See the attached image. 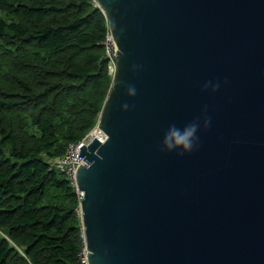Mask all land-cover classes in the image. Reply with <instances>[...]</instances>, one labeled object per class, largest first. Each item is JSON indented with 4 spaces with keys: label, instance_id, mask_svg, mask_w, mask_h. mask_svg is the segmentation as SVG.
Wrapping results in <instances>:
<instances>
[{
    "label": "water",
    "instance_id": "1",
    "mask_svg": "<svg viewBox=\"0 0 264 264\" xmlns=\"http://www.w3.org/2000/svg\"><path fill=\"white\" fill-rule=\"evenodd\" d=\"M94 1L116 53L75 169L85 263L264 264V0ZM205 115L192 154L160 150Z\"/></svg>",
    "mask_w": 264,
    "mask_h": 264
},
{
    "label": "trees",
    "instance_id": "2",
    "mask_svg": "<svg viewBox=\"0 0 264 264\" xmlns=\"http://www.w3.org/2000/svg\"><path fill=\"white\" fill-rule=\"evenodd\" d=\"M93 0H0V264H81L80 195L52 163L112 87Z\"/></svg>",
    "mask_w": 264,
    "mask_h": 264
},
{
    "label": "clouds",
    "instance_id": "3",
    "mask_svg": "<svg viewBox=\"0 0 264 264\" xmlns=\"http://www.w3.org/2000/svg\"><path fill=\"white\" fill-rule=\"evenodd\" d=\"M220 88L219 82L208 81L203 85L202 91L214 94ZM130 96L135 95V89L128 90ZM123 110H127L128 105L124 104ZM207 109L204 110L206 113ZM211 125V120L206 115L186 124L182 129L176 125H171L161 139L160 150L167 154L177 156H187L192 154L199 147V133L207 130Z\"/></svg>",
    "mask_w": 264,
    "mask_h": 264
},
{
    "label": "built area",
    "instance_id": "4",
    "mask_svg": "<svg viewBox=\"0 0 264 264\" xmlns=\"http://www.w3.org/2000/svg\"><path fill=\"white\" fill-rule=\"evenodd\" d=\"M93 2L96 3L94 0ZM104 48H105L106 57L109 60L108 69L114 70L115 72L114 60H115L116 48L111 38L110 32H108V34L106 35V39L104 42ZM102 137L103 135L97 130L95 126V128L90 133H88V135L82 141L74 145H70L67 148V151L64 157L53 161L52 164L57 169H59L61 172L65 173L71 180L74 181L76 166L83 164L81 160H77L79 149L82 148L83 146L88 145V143L90 142L92 138L100 139ZM81 264H86L84 258L81 260Z\"/></svg>",
    "mask_w": 264,
    "mask_h": 264
},
{
    "label": "rangeland",
    "instance_id": "5",
    "mask_svg": "<svg viewBox=\"0 0 264 264\" xmlns=\"http://www.w3.org/2000/svg\"><path fill=\"white\" fill-rule=\"evenodd\" d=\"M108 72H109V75H112V76H113V74H114V70L108 69ZM72 181H73V180H72ZM73 183H74V181H73Z\"/></svg>",
    "mask_w": 264,
    "mask_h": 264
},
{
    "label": "bare ground",
    "instance_id": "6",
    "mask_svg": "<svg viewBox=\"0 0 264 264\" xmlns=\"http://www.w3.org/2000/svg\"><path fill=\"white\" fill-rule=\"evenodd\" d=\"M100 139H103V137H102V138H100Z\"/></svg>",
    "mask_w": 264,
    "mask_h": 264
}]
</instances>
